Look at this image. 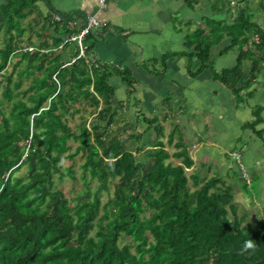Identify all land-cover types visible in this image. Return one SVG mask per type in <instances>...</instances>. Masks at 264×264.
Instances as JSON below:
<instances>
[{
    "label": "trees",
    "instance_id": "16d2710c",
    "mask_svg": "<svg viewBox=\"0 0 264 264\" xmlns=\"http://www.w3.org/2000/svg\"><path fill=\"white\" fill-rule=\"evenodd\" d=\"M41 1L61 19L72 17L47 0L0 4V264H264V223L238 215L224 177L188 173L186 152L178 145L169 153L156 119L141 112L130 69L94 57L107 27L82 38V56L75 41L69 57L57 54L67 46L60 49L65 39L58 36L25 50L26 30L14 15L34 14ZM249 6L238 9L230 25L211 22L188 34V52L181 55L190 77L211 71L237 109H250L253 120L241 129L264 142V130L257 128L264 107L249 105L255 94L249 88L264 77V27L253 20L259 10ZM42 24L44 32L55 23ZM61 28L67 38L82 30ZM224 40L229 42L218 55L234 52L235 61L215 71L211 48ZM112 76L126 88L124 103L115 99ZM129 108L135 109L133 125L126 119ZM149 129L157 136L152 148L142 143ZM231 173L250 183L237 163ZM64 178L81 183L71 198L56 183ZM122 239L127 241L120 244Z\"/></svg>",
    "mask_w": 264,
    "mask_h": 264
},
{
    "label": "crops",
    "instance_id": "0c3cea01",
    "mask_svg": "<svg viewBox=\"0 0 264 264\" xmlns=\"http://www.w3.org/2000/svg\"><path fill=\"white\" fill-rule=\"evenodd\" d=\"M47 1L60 14L72 17L61 19L41 1L35 14L41 13L46 21L69 30H80L92 17L99 22V30L107 27L103 40L93 48L94 57L103 64L130 69L137 82L140 110L147 118L154 117L162 133L164 131L160 140L165 149L173 153L178 151V145L182 147L192 161L188 173L196 170L204 178L224 177L232 186L235 207L241 205L252 223H264V217L258 215L264 212V143L254 137L251 139L253 135L241 129L244 122L253 120L251 111L248 107L237 109L232 93L211 77V71L204 70L196 77H190L186 58L181 55L188 52V34L197 29L207 30L211 22L222 21L230 25L236 18L237 0H106L102 8L98 0ZM259 3L256 13L259 12L264 22V0ZM50 33L44 31L38 37L39 42L42 38L58 36L55 33L50 36ZM228 42L224 40L211 48L215 71L234 64L235 56L218 55ZM65 50L70 55L73 46H66ZM164 57L165 62L161 63ZM197 66L194 63V69ZM153 67L164 68L165 72L154 75L151 73ZM114 78L121 90L116 101L124 103L126 88L117 76H112L110 81ZM258 84L261 89H257ZM253 89L255 94L251 100L264 107V77L249 91ZM134 110L129 108L126 114L133 118ZM261 117L262 122L257 128L264 130V111ZM142 125L144 128L145 124ZM143 139L142 143L152 148L157 139L154 129L146 131ZM238 139L243 144L240 149H237ZM234 154H238L249 171L246 172L250 180L248 185L239 179L240 176L229 177L231 171L236 170Z\"/></svg>",
    "mask_w": 264,
    "mask_h": 264
},
{
    "label": "rangeland",
    "instance_id": "374dc122",
    "mask_svg": "<svg viewBox=\"0 0 264 264\" xmlns=\"http://www.w3.org/2000/svg\"><path fill=\"white\" fill-rule=\"evenodd\" d=\"M259 1L260 0H249L247 3H241V4L237 3V5H236L237 7H235V8H237V9H245V8H247V6L250 5L249 7H251V9L253 11H255L256 9H258L257 3H259ZM2 3H4V0H0V4H2ZM45 8H46V6H45ZM23 14H24V12H23ZM24 15H23L22 18L20 17L21 15L20 16L14 15V20L19 21V22H22V24H23V26L25 27V30H26L25 33H24V35L22 36V43H21V45L22 46H28V47L29 46H33L32 48H34L39 43V38H37V34H38V37H39V35H43L44 34L43 29H42V23H44V22L47 23L49 21H46V19H43L44 17H43V15L41 13H38V14L37 13L36 14L34 13V14H31V15L27 14L26 16H24ZM3 20H4L3 17L0 15V22H2ZM253 20L256 21V22H258V23H260V24H262L263 17H261L260 14H259V12H258V13H255V15L253 16ZM262 26L264 27L263 24H262ZM55 27H57L59 29V32L57 34L58 37H61V38H63V40L64 39L66 40V38H67L66 36L67 35L64 33V31L62 30L61 26H59L56 23H55V25L47 26L46 30H44V31L45 32L46 31L51 32L50 33V36H51V35H53L55 33V31H54V28ZM2 39H3V33L2 34L0 33V41ZM47 39L50 40V41L53 40V38H47ZM42 40H43V38H42ZM1 46H2V44H0V47ZM72 46H73V43L72 44H69V42H68L67 48H70ZM65 49H63L64 52H62V51L60 52L58 50V52H56V53L59 54V55H62L65 58L66 57H69V53L68 52L66 53L65 52L66 51ZM223 55L225 56V55H227V53L226 54H223ZM231 55L235 56L234 52L228 53V56H231ZM228 56H226V57H228ZM13 61L14 60L12 59L11 60V63ZM110 82H111V85H113L114 88L117 90V92H115V95L117 94L116 97H115V99L117 100V98H119L118 94L121 91L120 88H119L120 86L118 84V80L116 78H114V79H111ZM27 83H28V81L25 82L24 87L27 85ZM256 86H257V89H261L262 88L261 84H258ZM120 98H123V96H121ZM254 104H255V101L254 100H250L249 101V105L250 106H253ZM127 115H128V117H126V119H128L130 121V123L133 125L134 122H135L134 117L132 118V115H130L129 113L126 114V116ZM119 117H120V115L117 116V119H119ZM71 124L74 125V123H71ZM139 127H140V130L143 129L142 128L143 127L142 124ZM163 134H164V131H163ZM253 137L254 136H252L250 138L253 139ZM254 138L258 139L259 141H262L261 139H259L257 137H254ZM143 141H144V139H143ZM239 146L241 147L240 144L237 145V147H239ZM138 155H139L138 157L144 158V156H143L142 153H139ZM262 162H264V159L262 160ZM68 164H69V162H64V165H68ZM24 169L25 168H23L21 170V172L17 173L16 175H22V173L24 172ZM74 169H75L76 175L78 176L80 174V170H79V160L76 162V165L74 166ZM258 169L260 171L261 170V166L258 167ZM246 170L249 173L247 167H246ZM194 172H196V170ZM199 176L204 177V176H202L200 174H199ZM56 183H57L58 187L60 189H62L66 193V195L68 197H70V198L72 196H74L75 194H77L78 191L82 188L81 183H80L79 180H70L68 178H64L63 180L56 181ZM253 184L256 185V181L255 180H254ZM92 187H95V182L92 183ZM102 198L105 199V195L104 194L102 195ZM235 210H236V212L238 213L239 216H246V218L249 219L248 218L249 215L248 214H245V212L243 211L241 205L235 207ZM258 215H262V218H263L264 217V212H263V214H258ZM256 222H259V221H256ZM126 241H127V239H122L121 242H120V244H123Z\"/></svg>",
    "mask_w": 264,
    "mask_h": 264
},
{
    "label": "built area",
    "instance_id": "2783aa9c",
    "mask_svg": "<svg viewBox=\"0 0 264 264\" xmlns=\"http://www.w3.org/2000/svg\"><path fill=\"white\" fill-rule=\"evenodd\" d=\"M99 2V6L100 8L104 7L106 0H98ZM58 18V17H56ZM98 26H100L99 22L94 19V18H88L87 22L85 24V26L83 27V29L80 31V33L76 36H69L68 38H66V40L64 41V43H62V45L60 46V49L63 48V45L67 42H71V41H75L78 44V48H79V55L82 56L85 47L82 45L81 41L82 38L87 35L89 33V31L91 29L97 28ZM25 50L32 52L34 51V49L32 47H26ZM233 158L235 159L238 168H240V172L242 173V176L244 179H246V181H248V176L245 172V168L243 167V164L240 161V157L238 156V154H234Z\"/></svg>",
    "mask_w": 264,
    "mask_h": 264
}]
</instances>
